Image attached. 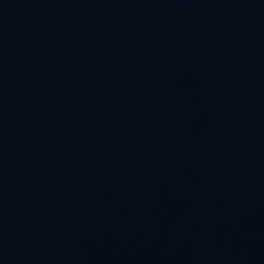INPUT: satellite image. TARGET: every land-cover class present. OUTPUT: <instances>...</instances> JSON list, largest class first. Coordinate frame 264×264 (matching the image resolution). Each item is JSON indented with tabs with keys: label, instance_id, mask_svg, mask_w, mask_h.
<instances>
[{
	"label": "water",
	"instance_id": "1",
	"mask_svg": "<svg viewBox=\"0 0 264 264\" xmlns=\"http://www.w3.org/2000/svg\"><path fill=\"white\" fill-rule=\"evenodd\" d=\"M0 264H264V0H0Z\"/></svg>",
	"mask_w": 264,
	"mask_h": 264
}]
</instances>
